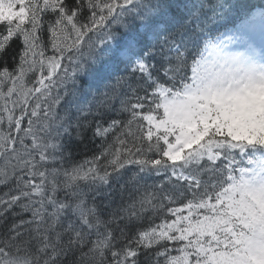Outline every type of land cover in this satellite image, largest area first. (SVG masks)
I'll return each instance as SVG.
<instances>
[{"label":"snow or ice","instance_id":"snow-or-ice-1","mask_svg":"<svg viewBox=\"0 0 264 264\" xmlns=\"http://www.w3.org/2000/svg\"><path fill=\"white\" fill-rule=\"evenodd\" d=\"M0 186V264H264V6L0 0Z\"/></svg>","mask_w":264,"mask_h":264},{"label":"trees","instance_id":"trees-1","mask_svg":"<svg viewBox=\"0 0 264 264\" xmlns=\"http://www.w3.org/2000/svg\"><path fill=\"white\" fill-rule=\"evenodd\" d=\"M99 143V141H97ZM99 151V149L96 147V144L92 143L90 140L86 141L84 144H80L78 147H75L73 149V163H82L87 159H90L93 153ZM160 178L158 177H153L148 179V183L151 184L153 183L154 180H159ZM2 192L6 191V188L4 190H0ZM0 192V193H2ZM177 206H180L179 204ZM159 223V221H156ZM147 221H145V226H147Z\"/></svg>","mask_w":264,"mask_h":264},{"label":"bare ground","instance_id":"bare-ground-1","mask_svg":"<svg viewBox=\"0 0 264 264\" xmlns=\"http://www.w3.org/2000/svg\"><path fill=\"white\" fill-rule=\"evenodd\" d=\"M0 190H4V187L0 186ZM6 190H7V189H6ZM0 192H2V191H0Z\"/></svg>","mask_w":264,"mask_h":264}]
</instances>
